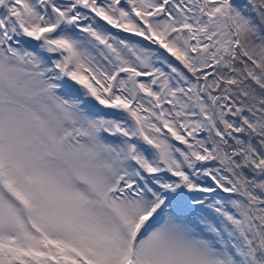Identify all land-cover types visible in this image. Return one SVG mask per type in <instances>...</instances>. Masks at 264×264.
I'll use <instances>...</instances> for the list:
<instances>
[{"label":"snow or ice","instance_id":"6c2138e0","mask_svg":"<svg viewBox=\"0 0 264 264\" xmlns=\"http://www.w3.org/2000/svg\"><path fill=\"white\" fill-rule=\"evenodd\" d=\"M0 264H264V0H0Z\"/></svg>","mask_w":264,"mask_h":264},{"label":"rangeland","instance_id":"374dc122","mask_svg":"<svg viewBox=\"0 0 264 264\" xmlns=\"http://www.w3.org/2000/svg\"><path fill=\"white\" fill-rule=\"evenodd\" d=\"M113 31H115V30H113Z\"/></svg>","mask_w":264,"mask_h":264}]
</instances>
